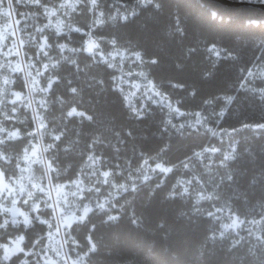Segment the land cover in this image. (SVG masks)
<instances>
[{"label": "trees", "instance_id": "1", "mask_svg": "<svg viewBox=\"0 0 264 264\" xmlns=\"http://www.w3.org/2000/svg\"><path fill=\"white\" fill-rule=\"evenodd\" d=\"M122 1L125 17L92 27L82 0L69 17L77 29L47 30L46 52L26 46L24 59L38 67L40 85L50 83L43 105L33 97L44 126L37 132L27 100L8 104L6 113L0 108V124L18 131L0 142L1 171L16 176L23 152L40 140L47 167L34 168L44 179L56 184L92 177L93 186L79 198L92 209L64 233L69 255H84L86 264H264V96L256 91L263 84L246 75L264 61V8L255 0ZM89 29L103 45L140 53L143 68L179 109L230 130L233 155L223 164L202 165L197 153L220 146L221 138L168 127L157 105L134 112L113 69L85 48ZM12 76L11 88L26 95L22 72ZM146 162L171 168L143 178ZM102 169L109 170L104 181ZM191 175L209 196L179 186ZM218 208L260 219V237L223 233ZM30 214L28 224L15 223L0 209V264H50L40 252L55 222L53 207L41 201ZM18 235L23 250L5 259L3 245Z\"/></svg>", "mask_w": 264, "mask_h": 264}, {"label": "rangeland", "instance_id": "2", "mask_svg": "<svg viewBox=\"0 0 264 264\" xmlns=\"http://www.w3.org/2000/svg\"><path fill=\"white\" fill-rule=\"evenodd\" d=\"M146 1L148 0H139L140 3ZM81 2L82 0H60L43 4L41 0H0V108L6 113L8 104L27 100L34 111L37 132L43 128L44 120L36 111V100L33 97L36 94L38 102L43 105L42 93L47 91L50 83L47 87L40 85V71L33 62L25 61L24 54L27 50L25 48L27 45L35 44L39 50L46 52L47 30L61 33L69 28L77 29L76 26L70 25L69 17L79 10ZM85 2L91 13L92 27L118 16H126V4L122 0H112L108 4L105 0ZM84 32L85 48L113 69L114 83L134 112H143L149 104L157 105L165 112L168 127L175 130L196 129L221 138L223 144L220 146L208 145L197 153L202 165L223 164L233 155L235 143L229 142L226 137L230 130L214 129L199 112L179 109L143 68L140 53L128 51L111 43L103 45L98 37L92 36L90 29ZM212 49L217 51L214 47ZM14 72H22L28 89L26 95L11 88ZM246 75L249 80H260L263 85L256 91L264 96V61L250 68ZM16 135H18L16 129H6L0 124V142L4 137ZM38 163H43L47 167L40 140L25 149L22 165L16 176L5 177L0 169V209L12 222L28 224L32 218L30 210L36 211L41 201L50 204L54 210L55 222L53 224L49 222L50 229L46 244L40 252V259L50 264H86L84 255L75 257L69 255L64 233L74 221L83 218L92 209L89 204L81 206L79 198L84 189L93 186L94 180L89 179L92 177L88 179L79 177L69 182L53 184L47 176L44 179L35 171L34 165ZM170 168L162 162H146L139 171L143 178H146L161 171L167 172ZM101 173L103 181L106 180L109 170L102 169ZM197 181H200L199 176L191 175L181 179L179 186L196 193L199 198L209 196L210 194L201 188V181L198 185ZM216 210L225 218L222 224L223 233H233L246 239L260 237V219L245 220L221 208ZM21 236L23 235H18L3 245V256L5 249L14 248ZM22 244L23 242L20 247L23 250ZM23 260L25 262L27 259Z\"/></svg>", "mask_w": 264, "mask_h": 264}, {"label": "clouds", "instance_id": "3", "mask_svg": "<svg viewBox=\"0 0 264 264\" xmlns=\"http://www.w3.org/2000/svg\"><path fill=\"white\" fill-rule=\"evenodd\" d=\"M23 239H24V237L21 236L19 242L16 243V246H15L14 248H12V249H7V248H6V249H5V256H4L5 259L10 258V256H11L13 253H16V252L22 251V248L20 247V244L23 242Z\"/></svg>", "mask_w": 264, "mask_h": 264}, {"label": "water", "instance_id": "4", "mask_svg": "<svg viewBox=\"0 0 264 264\" xmlns=\"http://www.w3.org/2000/svg\"><path fill=\"white\" fill-rule=\"evenodd\" d=\"M219 1L228 3V4L249 3V1H246V0H219ZM252 3L264 8V1H257V2H252Z\"/></svg>", "mask_w": 264, "mask_h": 264}, {"label": "built area", "instance_id": "5", "mask_svg": "<svg viewBox=\"0 0 264 264\" xmlns=\"http://www.w3.org/2000/svg\"><path fill=\"white\" fill-rule=\"evenodd\" d=\"M1 211H3V210L1 209Z\"/></svg>", "mask_w": 264, "mask_h": 264}]
</instances>
